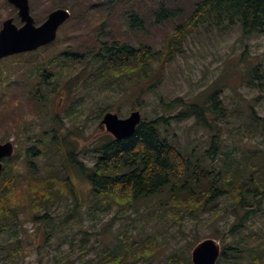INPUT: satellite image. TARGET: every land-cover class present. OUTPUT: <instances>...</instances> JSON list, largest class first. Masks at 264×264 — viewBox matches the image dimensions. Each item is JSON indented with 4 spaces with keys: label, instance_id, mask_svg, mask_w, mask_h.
<instances>
[{
    "label": "rangeland",
    "instance_id": "rangeland-1",
    "mask_svg": "<svg viewBox=\"0 0 264 264\" xmlns=\"http://www.w3.org/2000/svg\"><path fill=\"white\" fill-rule=\"evenodd\" d=\"M133 1L121 5L112 3L108 9V0H30L37 23L45 20L48 13L59 6L70 8L74 14L60 30L54 43L34 53L19 54L0 61V141L12 140L16 145V155L23 149L26 138L23 131L28 128L30 134L41 135L45 126L50 124L49 111L55 106L53 112L60 115L67 127H61L62 131L65 129L63 134L77 146L76 157L84 158L91 164V145L107 134L106 129L100 125L106 110L126 117L132 110L139 109L143 117L151 119L157 117V114L173 113L169 112L171 109L166 107L164 101L183 97L187 103L209 104L221 88L219 95L227 112H236L232 118L213 119L223 130L221 150L232 152L240 159H243L244 152H264V133L257 129L253 134L251 128L245 125L247 121L254 120L253 116H248L252 106L256 114L264 117V32L245 36L240 24L228 26L215 24L212 20L207 21L186 38L183 53L166 61L161 70H148L151 79L143 74L133 76L121 83L123 89L116 84L113 89L93 88V93L81 100L82 95L76 90L68 93L70 85L64 78L58 79L60 84L53 97L50 96V88L56 85V81L53 75L49 76V81L54 84L46 85L42 92L49 94L47 98L51 100V105L46 111L38 112L35 101L30 96V92L36 90L38 77H33V82L25 89V77H32V71L35 70L29 62L48 61L59 52H84L89 55L98 45L96 39L104 41L111 39V36L135 46L148 44L155 51L162 52L167 49L171 35L193 13L196 2L202 0ZM163 4L174 10V14H171L173 18L156 23L155 12ZM123 9H132L139 13L138 17L143 25L141 30L130 29ZM9 17H13L17 25H21L15 7L7 0H0V28L2 22ZM158 60L155 65L162 64V59ZM155 76L158 77L156 83L159 79L161 81L155 91H150L148 86L153 83ZM10 93L12 97L8 99ZM82 93H89V89L83 88ZM13 101L19 102L15 104ZM178 110L179 108L175 109ZM194 123L193 118L173 122L170 131L183 144L190 148L196 147L202 152L209 146L210 133ZM31 143L34 141L31 140ZM41 163L42 161L37 165L41 167ZM7 164L13 171L19 172L20 177L26 174L24 171L27 166L19 156ZM260 167L264 170V162L260 163ZM249 173L250 170L247 175ZM23 183L21 180L12 194L16 203L20 204L17 224H12L11 220L0 221V227L5 230L12 229L10 232H0V264H101V258L109 259V253L105 254L106 249L111 248L108 245L116 240V236L127 224L131 225L136 244L143 241L146 233L157 234L160 239L159 250L152 257L142 259L136 264H167L168 256L174 252L191 257L193 247L207 237L218 240L222 247H238V240L243 243V247H251L258 242L250 236L247 239L244 234L264 231V213L249 221V229L231 235L223 234V231L235 219L234 214L231 211L221 212L215 217L213 213L216 208L201 214L200 218L186 217L180 223V219L174 222L169 217V212L160 217L158 212L162 210L159 208L153 214H149L148 208L144 206L123 210H118L116 206L93 209L91 189L80 176L74 179L78 197L83 199L80 214H76L74 220H65L64 212L68 207L73 208L76 200L71 198L69 206L65 207L64 199L60 204L51 206L49 214L55 217V221L50 220L54 223L49 224L45 219L46 207L38 212L30 208V200ZM4 184L0 186L2 191L6 188ZM231 201L234 202V198L222 197L218 205L225 208V204ZM149 205L151 207L153 204ZM8 223L11 227L5 226ZM69 223L72 224L71 228L67 227ZM110 223L111 226L105 233L104 229ZM118 242L119 240L116 241ZM243 254L238 258L233 251H228L227 259L230 260L224 264H253L249 252Z\"/></svg>",
    "mask_w": 264,
    "mask_h": 264
},
{
    "label": "trees",
    "instance_id": "trees-1",
    "mask_svg": "<svg viewBox=\"0 0 264 264\" xmlns=\"http://www.w3.org/2000/svg\"><path fill=\"white\" fill-rule=\"evenodd\" d=\"M128 2L134 1L110 0L114 5ZM122 12L132 31L142 29L139 13L132 9H123ZM155 13L156 23H161L173 18L171 14H174V10L166 8L163 4ZM209 20L219 25L240 24L245 36L264 32V0L196 2L193 13L176 29L174 35H171L167 49L162 52L155 51L148 44L135 46L111 36V39L104 41L96 39L98 45L89 55L84 52L72 54L59 52L48 61L29 62L28 64H33L35 70L32 71V77L29 75L25 77V89L27 90L28 85L33 82V77H38L36 90L30 92V96L31 100L35 101V108L42 113L51 105V100L47 98L49 94L42 91L46 86V80L52 75L56 85L50 88V96L55 97L54 94L58 91L60 84L58 79L66 78L65 81L70 85L68 93L76 90L81 93V100L92 94L93 88L113 89L116 84L123 89L121 83L133 76L143 74L147 79H151L148 70L152 71L155 68L157 71L161 70L166 61L183 53L186 38ZM158 59H162L161 65H155ZM157 79L158 77L154 78L153 83L148 86L150 91H155L159 86L161 79L156 83ZM52 82L48 81V84H54ZM83 88H88L89 93H82ZM221 90V88L217 90L216 96L209 104L187 103L183 97L164 101L166 107L171 109L169 112L173 113L157 114L155 115L157 117H150L151 119L143 117L136 131L128 137L116 139L109 133L101 136L90 150L94 159L91 164L86 163L83 158L76 157L77 146L73 145L65 133L63 134L65 129L63 131L62 129L67 127L60 115L53 112L55 106L51 107L50 124L45 126L41 135H32L30 129L26 128L23 131L26 137L23 149L5 160L4 172L0 178V186L5 181L6 187H2L3 191L0 189V221L11 220L12 224H17L20 204L16 203L12 194L21 180L24 181L22 185L30 200V208L38 212L46 207L47 223H54L50 221L55 218L49 214L51 206L60 204L65 199V207H68L71 198L76 202L73 208L66 209L64 219L74 220L75 215L81 212L83 201L82 197H78L74 183V179L80 176L91 189L93 209L116 206L118 210H123L144 206L148 208L149 214H153L159 208L162 210L158 212L160 217L166 216L169 212V217L174 222L180 219L178 221L180 223L186 217L200 218L201 214L214 211L212 209L216 208L213 213L215 217L221 212L229 211L235 216L223 234L236 235L244 232L250 228L249 221L253 217L264 213L262 207L264 170L260 167V163L264 162V152L259 150L244 152L243 159H240L232 152L221 150L223 130L213 119L232 118L236 114L235 110L227 112L219 95ZM9 96L8 99L12 97L11 93ZM177 108L179 110L175 111ZM250 110L248 116H253L254 120L247 121L246 127L251 128L253 134L257 129L264 133V117L256 114L253 106ZM44 118L46 119V116ZM192 118L195 121L194 125L201 126L210 133L209 146L202 152L196 147L190 148L189 145L183 144L177 135H172L170 131L173 122H183ZM31 140L34 143H31ZM17 156L27 166V170L24 171L26 174L22 177L7 164L15 161ZM40 161L41 167L37 165ZM249 170L250 173L247 175ZM222 197H231L235 201L226 203L225 208H220L218 201ZM149 203L153 205L150 207ZM111 223L104 232L110 228ZM5 226L11 227V224ZM67 227L71 228L72 224L69 223ZM124 228L116 236V240L108 245L111 248L106 249L105 254L109 253V259L101 258V264H136L142 259L152 257L159 250L160 239L157 234L146 233L143 241L136 244L131 225L127 224ZM11 230L0 227V232ZM244 236L254 238L258 242L257 245L243 247L239 240L236 242L238 247L233 245L228 248L224 245L218 264L230 260L227 259L228 251H233L234 256L238 255V258L248 251L253 264H264V231L262 233L252 231L249 234L245 233ZM167 264L192 262L189 255L174 252L168 256Z\"/></svg>",
    "mask_w": 264,
    "mask_h": 264
},
{
    "label": "water",
    "instance_id": "water-1",
    "mask_svg": "<svg viewBox=\"0 0 264 264\" xmlns=\"http://www.w3.org/2000/svg\"><path fill=\"white\" fill-rule=\"evenodd\" d=\"M18 9V16L22 23L18 26L14 18L10 17L3 21L0 29V59L38 49L39 47L53 42L62 24L71 16L66 8H57L49 13L47 19L41 24L31 13L29 0H8ZM142 120L140 110L132 111L126 117H120L118 113L108 111L101 120L107 130L116 138L122 139L132 135ZM14 144L12 141H0V176L3 171L2 160L12 156ZM193 264H217L221 256V243L208 237L198 242L192 249Z\"/></svg>",
    "mask_w": 264,
    "mask_h": 264
},
{
    "label": "flooded vegetation",
    "instance_id": "flooded-vegetation-1",
    "mask_svg": "<svg viewBox=\"0 0 264 264\" xmlns=\"http://www.w3.org/2000/svg\"><path fill=\"white\" fill-rule=\"evenodd\" d=\"M46 81H49V78L46 80ZM133 111V110H132ZM103 128L105 127L104 125H101ZM106 129V128H105ZM97 143V141H95L91 146L95 145ZM93 157V156H92ZM91 157V159H92ZM84 159V158H83ZM86 163H88V161L86 159H84ZM94 160V159H92ZM93 162V161H92Z\"/></svg>",
    "mask_w": 264,
    "mask_h": 264
}]
</instances>
